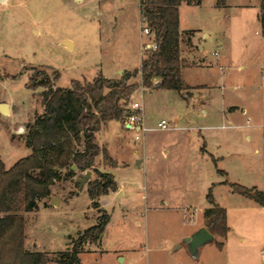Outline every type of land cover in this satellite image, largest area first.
<instances>
[{"label":"rangeland","instance_id":"obj_1","mask_svg":"<svg viewBox=\"0 0 264 264\" xmlns=\"http://www.w3.org/2000/svg\"><path fill=\"white\" fill-rule=\"evenodd\" d=\"M244 1L228 0L226 9L217 8L215 0L179 7L180 29L194 31L191 44L181 35L185 65L181 77L194 88L189 87L183 99L166 89L147 88L141 94L139 88L132 95L130 101L142 98L144 105L145 145L142 148L131 132L130 145L137 153L112 151L126 164L108 171L124 193L99 198L108 223L100 242L86 244L78 255L81 264H260L256 249L264 247V210L255 214L235 201L221 199L234 219L227 240L214 237L201 247L200 255V248H190L186 242L193 234L189 235L193 228L189 222L195 221L200 209L210 208L205 196L212 186L205 190L202 183L215 177L211 154L224 157L218 167L230 169L234 177L238 176L234 163L256 171L262 167V156L255 150H261L264 137V39L257 32L254 9L235 8ZM138 3L9 0L0 6V103L8 106L7 114L0 112V159L6 168L30 154L24 141L26 128L43 112V91L28 90L29 77L48 76L63 89L71 81H91L98 75L118 79L139 69L140 44L145 46L152 38L140 37L145 22L140 21ZM64 40L73 44V50L60 45ZM53 71L59 73L56 82ZM133 81L140 82L139 75ZM222 101L236 107L225 118ZM161 120L169 123L167 130L157 128ZM95 179L92 173L89 181ZM224 181L236 183L226 175ZM86 184L79 188L73 179L56 181L38 210L22 214L29 243L50 259L71 249L70 237L75 242L80 232L96 225L100 215L91 206ZM53 197L58 203L51 206ZM241 213L252 220H243ZM221 241L223 247L217 249ZM118 254L125 260H117Z\"/></svg>","mask_w":264,"mask_h":264},{"label":"trees","instance_id":"obj_2","mask_svg":"<svg viewBox=\"0 0 264 264\" xmlns=\"http://www.w3.org/2000/svg\"><path fill=\"white\" fill-rule=\"evenodd\" d=\"M226 1L215 0L216 7L226 8ZM260 1L257 18L260 34L264 37V0ZM201 2L139 0L140 19L150 30L156 48L145 51L139 69L124 72L118 79L98 75L91 81H71L69 87L61 89L48 76L29 77L26 88L32 91L41 88L43 91V112L26 128L24 141L30 154L8 169L0 159V264H50L52 261L56 264H81L78 255L84 253V246L100 242L108 215L99 209L98 200L101 196L115 193L117 185L111 174L100 172L95 167L99 154L112 166L116 165L105 148L99 146L96 135L106 123L123 120L129 114L126 107L141 86L152 90H173L182 98L187 96L185 91L190 88L181 77V68L185 65L180 44L184 41L181 35L187 36V42L191 44L194 32H179L178 11L182 4L200 6ZM53 74L56 82L59 73L53 71ZM138 75L140 82L133 81ZM154 79L159 82L153 84ZM262 151L264 163V137ZM72 166L78 173L90 171L97 177L86 184L91 206L100 215L96 225L79 233L75 242L70 237L71 249L55 254L54 259L45 252L26 250V225L22 214L38 210V203L50 197V187L56 181L73 179L77 173L71 170ZM217 171L226 175L222 170ZM222 184L227 185L232 193L255 201L264 208V191L226 181ZM205 199L210 204V208L202 213L205 228L212 236L225 240L229 232L226 210L214 202L212 188ZM216 247L221 249L223 242H218Z\"/></svg>","mask_w":264,"mask_h":264},{"label":"crops","instance_id":"obj_3","mask_svg":"<svg viewBox=\"0 0 264 264\" xmlns=\"http://www.w3.org/2000/svg\"><path fill=\"white\" fill-rule=\"evenodd\" d=\"M203 1L204 0H202V2H201L202 4H203ZM252 1L247 0V2L244 1L242 3H237L235 5V8L238 9V10L239 9L240 10H244L246 8L254 9V15H255V18H257L258 14H259V6H260V2L261 1L260 0H252ZM8 2H9V0H8ZM226 2H227L226 8L227 7H230V4H229L230 2H228V0ZM226 8H224V9H226ZM178 20H179V11H178ZM256 24H257V32H258L259 35H261L260 34V23L258 21V18H257ZM179 25H180V20H179ZM184 31L181 30L180 27H179V32H184ZM188 31H191V30H188ZM219 34L220 33H218V32L216 33V35H219ZM141 35L142 34L140 33V37H141ZM203 36L206 37L205 34ZM261 37H263V36L261 35ZM263 39H264V37H263ZM142 46H143V44L141 43L140 44V47H139V52H140V48ZM73 48H74V46L72 44V49L71 50H73ZM214 55L215 56H218V52H216V54H214ZM141 60H142V57H141ZM181 69H183V68H181ZM120 73H121V71H119V74ZM153 81H154L155 84H157L159 82L158 79H154ZM189 87H191V86H189ZM191 88H194V87H191ZM146 91H148V90L142 91L140 89L138 92H141V94H143ZM152 91H154V90H152V89L149 90V92H152ZM187 91H185V94L187 93ZM178 96H179V94H178ZM133 97H134V95H133ZM179 97L182 98L181 96H179ZM192 97L193 96H191L190 98H192ZM137 102H139L140 104H142V98L139 101H137ZM224 103L225 102H223V110H222V113H223V117L225 118V117H227L226 114H229L228 116H230L233 112H235L236 107L235 106H230L229 107V106H226ZM142 106H143V121H144V127H145L146 131L144 132V134L142 136V139L141 140H138V141L141 142L142 148H143L144 145H145V140H146L145 134L148 132V129L146 128V122H147L146 120H147V117L145 116V113H144V105L142 104ZM7 108H8V106H7ZM242 113H244V112H242ZM161 121H164V120H161ZM167 124L168 125H167V127L164 130H167L168 129L169 123L167 122ZM157 128H158V124H157ZM159 130H161V129H159ZM164 130H162V131H164ZM131 132L132 131H130L128 129V125L126 124V122H125L124 119L123 120H120V121H116V120L110 121V122L106 123L102 127V129L96 135V139L98 141L99 146L105 148L106 154L109 156V158L111 159L112 162L116 163V165L115 166H112L111 164L104 165L103 156L101 154H99L98 155V158L95 161V167H96V169L98 171L103 172V173H109V174H111L113 176L114 180H115V176L112 173L108 172V171L111 170V169L115 170L117 167H125L126 164L124 162H122V161L119 162L117 160V156L114 155L112 153V151L115 153V152H118V151H127V150H130L134 154L137 153V150L135 148H132V145H130V140L131 139L128 137V135ZM246 139L248 140L249 139V136ZM262 147H263V145H262ZM206 152L208 153V151H206ZM255 152L257 154H259V155L262 156V167H261V170L260 171H256L250 165L248 166L247 164H241V162L240 163H234V169L237 171V175H238L236 177H234L233 172L230 169H228L226 167H222V168H219L218 167V165L220 163V160L222 162V159L224 157L218 156V155H215L214 156L213 154L209 153V154H211L212 159L215 161V165L214 166H216V167H214V168L216 169V171H215V174L213 173V175L215 177L213 179H209V180L207 179V181L206 180L203 181L204 183H202L203 184L202 186H203V188L205 190H207V188L209 187L208 185L212 186V196H213L214 202L218 203L221 207H223L226 210L227 226L229 228V232L228 233H230L231 229L233 228V226L231 225V218L232 217L230 216V208L228 206H226L222 202L224 200L221 201V199H225V200H227L229 202H231V201L238 202L239 204L243 205L244 207L249 208L251 210H254L255 214H257V213H259L260 215L263 214L262 213L263 212L262 210H264V208L261 207L260 205H258L255 201L248 200V199H246V198H244V197H242V196H240L238 194L232 193L227 185H223L222 184L224 182V180H225V175L218 173L217 169L222 170L226 174V177H229V179L231 181L232 180L233 181H236V183L239 184V185L245 186L247 188H249V187H256L258 190L264 191V163H263V151H262V148L259 151H256L255 150ZM165 153H167V150H165V151L162 150V154L165 155ZM6 169H8V168H6ZM72 171H75L77 173L76 176L73 178V180L76 181V183H77V180H79L77 178L80 175H82L83 172L82 173H78L76 170H72ZM260 176L262 177L263 183L261 182ZM116 185H117V189L118 190L115 193H112L111 192L108 195L103 196V198H106V197L111 196V195H113L115 197L122 196L123 193H124L123 189L119 186V184L117 182H116ZM168 202H169L168 200H162V203L165 204V205L166 204H169ZM209 206H210V204H209ZM204 209H206V207ZM204 209H202V210L200 209V212L197 215V217H196V219H195L194 222H192V221L189 222V224L193 226L192 230H189V233H190L189 235H191L192 233H195V231L200 230V228H205V224H204V220H203V216H202V213H203V210ZM239 217L242 218L243 220L247 219V221L252 220V219L248 218L249 217L248 214L243 215V213H241L239 215ZM232 220H234V219L232 218ZM225 240H227V237H226ZM25 241H26L25 242V248H26V250H29V251L37 250L36 244L35 243H29L27 236L25 238ZM239 243L240 244L243 243L242 238L239 239ZM180 248H181L180 246L179 247L178 246L176 247V249H180ZM261 248L262 247L257 248L256 251H258V256H259V262H260V264H263V263H261L260 255H259V253H260L259 250ZM198 251H199L198 253L200 255L201 248ZM116 258H117V260L118 259H123V261L125 260V258L122 255H120V254H118V256Z\"/></svg>","mask_w":264,"mask_h":264},{"label":"built area","instance_id":"obj_4","mask_svg":"<svg viewBox=\"0 0 264 264\" xmlns=\"http://www.w3.org/2000/svg\"><path fill=\"white\" fill-rule=\"evenodd\" d=\"M7 4L8 0H0V6H6ZM140 21L144 22L142 19H140ZM141 34L152 38L150 43H147L145 46L143 45L140 48V54L142 55L143 59L145 57V51L149 49L154 50L156 46L153 42V37L150 30L146 26L141 30ZM214 54H216V52ZM153 84H155L154 81ZM139 88H141L142 91L147 89L142 86ZM126 110L129 112V114L124 118V120L128 125V129L134 133L133 138L135 141L141 140L144 132L146 131L143 121V106L137 101H130L126 107ZM167 125V122L164 120L158 123V128L164 130ZM259 251L261 263L264 264V247H262Z\"/></svg>","mask_w":264,"mask_h":264},{"label":"water","instance_id":"obj_5","mask_svg":"<svg viewBox=\"0 0 264 264\" xmlns=\"http://www.w3.org/2000/svg\"><path fill=\"white\" fill-rule=\"evenodd\" d=\"M60 45L64 46L68 51L72 49V44L68 40L62 41ZM0 112L2 114H7L8 113V108L7 105L4 103H0ZM72 170H75V167H71ZM91 172L90 171H85L84 175H82V178L77 180V183L79 184V188H82V185L87 183L91 177ZM58 203V200L53 197L50 199L49 205H56ZM214 239V236H212L209 231L206 228H200V230L196 231L193 233L189 238L186 239V242L188 243V246L190 248L196 247V249L201 248L204 246L206 243L212 242ZM179 247V246H178ZM193 258H196L197 256L195 254L191 255Z\"/></svg>","mask_w":264,"mask_h":264}]
</instances>
